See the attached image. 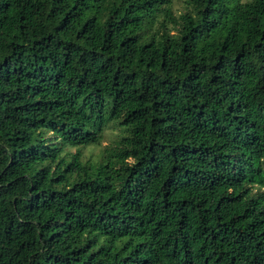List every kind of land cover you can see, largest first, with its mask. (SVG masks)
Instances as JSON below:
<instances>
[{"label": "trees", "instance_id": "16d2710c", "mask_svg": "<svg viewBox=\"0 0 264 264\" xmlns=\"http://www.w3.org/2000/svg\"><path fill=\"white\" fill-rule=\"evenodd\" d=\"M180 1L0 0V264H264V0Z\"/></svg>", "mask_w": 264, "mask_h": 264}, {"label": "rangeland", "instance_id": "374dc122", "mask_svg": "<svg viewBox=\"0 0 264 264\" xmlns=\"http://www.w3.org/2000/svg\"><path fill=\"white\" fill-rule=\"evenodd\" d=\"M244 1V0H243ZM173 12L177 15L179 12L184 10V3L180 0H173L172 3ZM113 133L109 132L107 136L111 137ZM110 138H104L99 145H89L83 148V157L84 159H99L101 151L107 147Z\"/></svg>", "mask_w": 264, "mask_h": 264}]
</instances>
